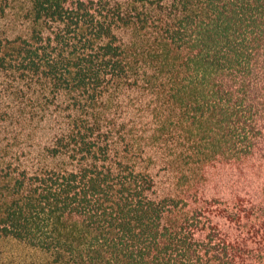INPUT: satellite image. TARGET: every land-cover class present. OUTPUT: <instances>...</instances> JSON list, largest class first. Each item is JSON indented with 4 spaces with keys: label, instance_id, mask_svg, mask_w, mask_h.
<instances>
[{
    "label": "trees",
    "instance_id": "obj_1",
    "mask_svg": "<svg viewBox=\"0 0 264 264\" xmlns=\"http://www.w3.org/2000/svg\"><path fill=\"white\" fill-rule=\"evenodd\" d=\"M17 1L0 79L41 166L0 153V245L18 243L0 264H264V0H0V18ZM128 92L153 96L154 130L122 122Z\"/></svg>",
    "mask_w": 264,
    "mask_h": 264
},
{
    "label": "rangeland",
    "instance_id": "obj_2",
    "mask_svg": "<svg viewBox=\"0 0 264 264\" xmlns=\"http://www.w3.org/2000/svg\"><path fill=\"white\" fill-rule=\"evenodd\" d=\"M24 7V2L19 3L17 1L9 13L5 17L0 18V34L15 36L24 30L25 25L21 20V17L25 13ZM120 35L125 44L131 46L133 39L132 32L130 30L123 29L120 32ZM15 83L16 82H7L4 77L0 79V153H7L9 157L13 158L14 163L17 164L18 157H21L22 155V157L25 159L24 161L27 167L36 169L38 166H41V163H37L38 154L31 153V151H36L38 144L34 146H27L25 144L26 141L23 139V135L21 134L22 129L18 128L19 124L23 123L22 118L19 120L18 113L23 112L24 115H26V112L29 111L25 110V107H20V104H18V84H16V87ZM41 95L42 94L39 96ZM153 101V96H144L137 93L131 94L128 92L121 94L118 98H115L112 101V105H119L122 109V122L125 121L133 126L132 122L135 121L137 122L138 127H149L150 129L154 130L156 123L150 118L151 114H145L144 112L152 107ZM36 102L37 104L35 106L37 107L40 102L38 100H36ZM33 104L34 102L28 103V105ZM57 105L61 106L60 102H57L54 107ZM43 108L44 107H42V109ZM111 108L113 107L111 106ZM137 109H144V111L141 110L140 112L136 113ZM53 114L54 112L52 110L47 114L48 118L46 115H44L46 117L44 123L48 124V121L50 118L52 119ZM150 133L152 134L153 131ZM18 138L22 140L20 145L18 144ZM156 152L159 153L156 154ZM148 155L164 157V152L154 149L153 152L149 153ZM163 159L167 160L169 158L166 157ZM146 165L150 167L151 172L156 178V186L161 197L167 193L172 194L175 192L173 178L169 172V166L164 161L159 160L158 163H155L148 158L146 160ZM0 248L4 253L9 254V261L13 260L14 257L18 255V243L15 241H5L0 245Z\"/></svg>",
    "mask_w": 264,
    "mask_h": 264
}]
</instances>
